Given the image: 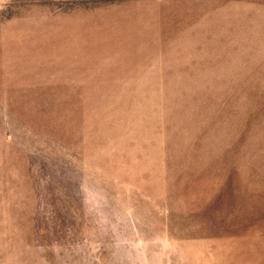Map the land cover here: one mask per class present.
<instances>
[{
  "label": "rangeland",
  "instance_id": "rangeland-1",
  "mask_svg": "<svg viewBox=\"0 0 264 264\" xmlns=\"http://www.w3.org/2000/svg\"><path fill=\"white\" fill-rule=\"evenodd\" d=\"M0 264H264V0H0Z\"/></svg>",
  "mask_w": 264,
  "mask_h": 264
}]
</instances>
